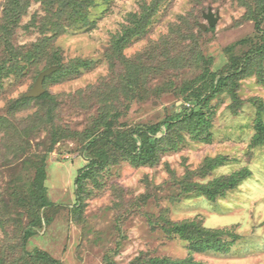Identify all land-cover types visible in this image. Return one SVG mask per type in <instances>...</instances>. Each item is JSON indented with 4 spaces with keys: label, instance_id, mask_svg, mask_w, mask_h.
Returning a JSON list of instances; mask_svg holds the SVG:
<instances>
[{
    "label": "rangeland",
    "instance_id": "1",
    "mask_svg": "<svg viewBox=\"0 0 264 264\" xmlns=\"http://www.w3.org/2000/svg\"><path fill=\"white\" fill-rule=\"evenodd\" d=\"M8 1L0 0V29ZM154 1L93 0L90 23L54 39L62 58L56 67H66L45 85L55 104L20 101L41 72L55 66L51 56L11 73L12 64L5 63L9 46L0 38V264H42L32 256L37 250L60 264L186 259L189 242L167 229L186 221L226 231L228 250L194 253L196 261L264 264V144L253 141L258 118L253 101L264 104V72L259 73L264 58H254L248 74L238 79L240 107L230 91L211 99L210 142L178 128L171 134L178 145L164 144L153 165L135 166L112 145L108 164H96L98 148L90 142L103 131L101 118L117 116L115 131L160 125L157 137L169 136L164 122L189 112L184 98L191 86H201L196 80L207 69L220 73L242 60L264 34V19L259 30L249 18L247 4L254 0H163L143 33L127 44L124 57L111 61L115 39L131 16ZM210 8L219 15L215 27L204 19ZM49 16L43 1L32 0L11 32V44L29 49L51 37L40 31ZM78 60L89 66L75 71ZM133 74L139 77L135 84ZM53 128L61 139L50 152ZM43 158L52 203L47 209L30 192ZM220 158L225 160L211 167ZM240 172L248 175L215 200L201 191ZM38 217L40 227L32 224ZM27 231L33 235L25 241Z\"/></svg>",
    "mask_w": 264,
    "mask_h": 264
},
{
    "label": "trees",
    "instance_id": "2",
    "mask_svg": "<svg viewBox=\"0 0 264 264\" xmlns=\"http://www.w3.org/2000/svg\"><path fill=\"white\" fill-rule=\"evenodd\" d=\"M34 1H43V3L47 5L48 14H50V21L41 26V33L46 34L48 31L53 35L51 37L45 36L41 42L32 44L29 49H18L12 45L10 36L13 33L11 32L15 27L19 26L20 20L25 15L32 0H9L4 9L3 20L5 25L0 29V38L5 39L9 46L8 51L10 59L5 63L10 61L12 64L9 68L11 73H14L16 69L23 70L28 64H34L48 56L52 57H50L49 60L51 66H59L62 62V58L59 50L57 51L53 49L52 44L54 39L68 33L70 30L87 26L90 23V16L92 13L91 10L94 7L93 0ZM161 1L163 0H155L150 6L144 5L141 14H134L131 16L130 25L125 26L123 33L118 35L115 39L116 41L113 46L114 55L110 58L111 61H113L114 58L117 59L118 55L120 57H124L122 53L125 47L132 39L139 37L143 33L159 8ZM247 6L250 10L248 13L249 18L255 20L257 22V28L261 30L260 21L264 19V0H254L252 3L247 4ZM57 8L58 11L54 13V9ZM258 36L261 42L255 41L254 47L246 53L242 60H234L229 65L230 68H226V70L224 69L220 73H215L210 69H207L203 77L196 80V83H200L201 86H191L190 93L184 98V102L189 103V106L191 107L189 112H185L184 115L177 114L169 117L170 120L164 122L169 136L163 138L157 137L158 134L163 131L162 128H160V125L151 127L148 130H133L129 134L127 132H122V130L115 131V118H117V116L111 114L110 116L107 115L101 118L100 125L103 128V131L98 136V139L90 142V146L93 150L98 148V161H96V164L103 168L108 164L111 158L109 148H111L112 145L135 166L153 165V163H155L161 155V152L164 151V144H170V148H175L178 145V143L171 137V134H173V132L178 128L187 130L188 133L192 135L194 140L210 142L212 139L210 132L211 120L209 118L212 113L210 111L211 99L215 97L216 94L224 91H230L233 93L235 102L238 103L237 107L241 106V101L236 92L238 79L248 74V67L254 58H264V34ZM88 66V62L78 60L75 71H78L80 67L86 68ZM5 67H7V64ZM132 67L136 70V72H138V67L136 65H132ZM65 71V66H61V68L58 67V70L55 73L45 79L44 87L46 82L53 75L65 73ZM263 72L264 70L259 73L263 74ZM69 73H72L71 69H69ZM135 75L133 74V84L136 83L135 80L139 79V77ZM262 82L264 83L263 80ZM47 100L51 101L52 104H55V100L46 89L45 94L39 98H28L26 95L20 101H23L25 104L33 101L45 102ZM253 102H255L258 107V118L255 122V129L257 133L253 141L255 146H260L264 144V120L262 117L264 114V104L262 101L257 102L254 100ZM60 135L61 134H58L55 128L52 129V147L50 152L61 139ZM182 139L183 136H181V140ZM45 160L46 158H43L42 165L37 168L36 176L30 190L31 197L34 199V202H36V204L42 209H47L52 206V203L49 201L45 185L47 180ZM224 160L225 159L220 158L214 162L212 161L211 167L215 166L217 163L220 164ZM246 175H248L247 172H240L228 179L217 180L216 183H213L211 186L204 187L201 191H203L210 200H215L218 195H225L227 191L236 188L238 183H240ZM32 224L40 227L42 224V218L38 217ZM167 229L170 233L180 237L184 241L189 242L190 257L178 260H173L167 257L154 258L149 260L147 262L148 264H204L196 261L193 254L208 251L225 252L228 250V242L223 239L226 234L225 230H209L196 221H186L175 225L171 224V226ZM32 235L33 233L27 231L25 234V241H28ZM32 256L36 259V263L60 264L57 260H54L50 254L43 251L37 250Z\"/></svg>",
    "mask_w": 264,
    "mask_h": 264
},
{
    "label": "water",
    "instance_id": "3",
    "mask_svg": "<svg viewBox=\"0 0 264 264\" xmlns=\"http://www.w3.org/2000/svg\"><path fill=\"white\" fill-rule=\"evenodd\" d=\"M204 19L208 22L210 27H215L219 21V15L216 16L213 9L210 8L207 13H204ZM200 27L204 31L208 29V25L205 23H202ZM57 70H58V67L54 66V67L48 68L47 70H44L43 72H41V74L37 78L35 86L29 91V93L27 94V97L28 98H39L43 94H45L46 89L44 87V81L48 76L55 73Z\"/></svg>",
    "mask_w": 264,
    "mask_h": 264
}]
</instances>
